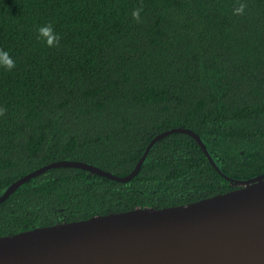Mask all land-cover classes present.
Segmentation results:
<instances>
[{
    "label": "trees",
    "instance_id": "trees-1",
    "mask_svg": "<svg viewBox=\"0 0 264 264\" xmlns=\"http://www.w3.org/2000/svg\"><path fill=\"white\" fill-rule=\"evenodd\" d=\"M0 49L15 61L0 66V196L63 160L125 177L179 127L233 180L264 174V0H0ZM236 188L175 133L126 183L73 167L28 181L0 203V236Z\"/></svg>",
    "mask_w": 264,
    "mask_h": 264
},
{
    "label": "water",
    "instance_id": "water-1",
    "mask_svg": "<svg viewBox=\"0 0 264 264\" xmlns=\"http://www.w3.org/2000/svg\"><path fill=\"white\" fill-rule=\"evenodd\" d=\"M175 133L194 138L213 167L237 188L179 206L137 208L0 236V264H264V174L242 181L226 176L202 138L184 127L157 135L125 177L85 162H53L13 183L0 203L28 181L60 167L129 182L152 147Z\"/></svg>",
    "mask_w": 264,
    "mask_h": 264
},
{
    "label": "clouds",
    "instance_id": "clouds-1",
    "mask_svg": "<svg viewBox=\"0 0 264 264\" xmlns=\"http://www.w3.org/2000/svg\"><path fill=\"white\" fill-rule=\"evenodd\" d=\"M244 5L242 4L239 8L235 9L237 13L242 12ZM133 16L139 19V10L133 11ZM38 38H43L48 46H53L54 44L59 43V35L54 31L52 25L45 24L38 28ZM0 66H3L9 70L15 67V61L9 55V53L3 49H0Z\"/></svg>",
    "mask_w": 264,
    "mask_h": 264
}]
</instances>
